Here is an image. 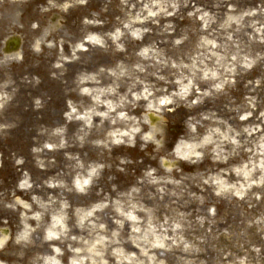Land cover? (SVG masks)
Segmentation results:
<instances>
[{
  "label": "rangeland",
  "instance_id": "1",
  "mask_svg": "<svg viewBox=\"0 0 264 264\" xmlns=\"http://www.w3.org/2000/svg\"><path fill=\"white\" fill-rule=\"evenodd\" d=\"M20 17L36 23V64L25 72L22 61L1 62ZM230 17L245 21L227 27ZM4 75L13 92L0 103V264H41L63 202L65 264L78 248L75 209L94 204L84 264H264V0H0ZM88 76L117 110L104 105L87 124L88 103L102 105L81 92ZM32 104L36 133L22 116ZM56 128L73 144L54 152ZM175 155L181 164L165 168ZM24 215L31 233L20 240Z\"/></svg>",
  "mask_w": 264,
  "mask_h": 264
},
{
  "label": "bare ground",
  "instance_id": "2",
  "mask_svg": "<svg viewBox=\"0 0 264 264\" xmlns=\"http://www.w3.org/2000/svg\"><path fill=\"white\" fill-rule=\"evenodd\" d=\"M246 19V18H245ZM245 21V20H244ZM244 21H241L240 17H230L227 22L226 25L227 27H229V25H231L232 23H234L235 25H242L244 23ZM93 38L95 36H92ZM92 39V38H91ZM91 39H89V41H92ZM79 49L83 48V45H79L78 46ZM83 81L87 84L84 85L83 88L81 89V92L84 95H92V99L93 101H95L96 104H102L101 106L99 105H92V103H88V106L86 107L85 110V114L83 117L80 118H84V120L87 122V124L90 122L91 117H92V113H96L97 115L95 117H100V110L101 107H105L104 105L107 106V108H110V110L112 111V106L114 107V110L116 109L117 105L115 104V101H111V100H102L100 97L99 92L102 93H106L105 90L99 91L98 88V84L102 83L101 81H98L96 78L92 77V76H88L85 79L83 78ZM114 86L113 83L107 88L108 91H113L114 92ZM7 91H10V93H12V87L10 84V81L5 78L3 83H0V103L1 101L3 102V98H7L9 95H4ZM96 91L98 93H96ZM100 107V108H99ZM117 110V109H116ZM72 111H75L74 109ZM71 114V113H70ZM124 118V117H123ZM125 120V119H122ZM56 132L52 135V138H55V141L57 142L58 145H65L66 142L62 141V137H66L65 132L58 128H56ZM67 131H68V126H67ZM80 134V131L78 132ZM126 134V133H125ZM54 150H57V147L53 146ZM47 148L51 149L52 146L48 145ZM60 149V148H59ZM193 149H190V151H192ZM185 156V155H183ZM182 157V156H180ZM188 157V156H186ZM184 158V157H182ZM97 174V170L95 168V165L91 167V169H89L85 175L77 177L75 180V185L77 187V189L79 190H84L86 188V186L90 185L94 176ZM21 188L23 189H27L29 187L28 181L27 180H22L21 182ZM95 208H93L91 211H88L89 207L88 206H84L82 208L79 209H75V214H77L79 216L78 219V224H76L75 228L73 231H75L76 234V239L75 241H73V243L77 244L78 248L77 250H75V254H73L70 259H67V264H84L83 259L82 258L83 254L85 253V243L83 241L84 239V235L83 233L85 232V223L87 222V218L88 216L93 215L94 210H96V208H98L99 206H97V204H94ZM59 209H60V213H56L53 217H52V221H51V225L49 230L46 232L45 238L46 241H52L53 243H55V245L53 247H51V254L48 255H42L40 256V261L41 264H65L62 260V256H61V249L60 246L58 245L60 240L63 239L64 234H66L67 232H69L70 230L67 229L68 226V216L70 213V206L68 207L64 202L61 203L59 205ZM29 207V206H28ZM88 211V212H87ZM38 214L34 215V218L36 217V220L38 218ZM39 219V218H38ZM23 223H24V229L22 231V233H20V240H25L28 235L31 233V229L30 227L28 228L29 222L27 221L26 216L24 215L23 218ZM81 225V226H79ZM86 260V259H85Z\"/></svg>",
  "mask_w": 264,
  "mask_h": 264
},
{
  "label": "flooded vegetation",
  "instance_id": "3",
  "mask_svg": "<svg viewBox=\"0 0 264 264\" xmlns=\"http://www.w3.org/2000/svg\"><path fill=\"white\" fill-rule=\"evenodd\" d=\"M7 26V28H9L10 27V25H9V22H8V20H6V22H4ZM26 23H28V22H25V21H23L22 20V18L20 17V20L18 21V23L17 24H15V25H17V31H14L13 32V34H15V33H18V34H21L22 35V41H23V56H22V60H20V61H22V63L24 64V66L23 67H25V64H27V65H29V63H35L36 64V37H35V39H34V36H35V30L36 29H32L31 27L33 26L34 28H36V23H31V25L28 27L27 25H26ZM26 28H28V30L26 29ZM59 29H55V28H52V30H47L48 32H49V34H50V36H52V38L53 39H55V35L57 34V31H58ZM49 36V37H50ZM34 39V40H33ZM30 41H33L34 42V45H33V42L31 43V45H30ZM52 44L54 45V46H57L56 45V43L55 42H52ZM67 48V47H66ZM53 57H56V53H54V55H53ZM8 60H13V59H8ZM35 61V62H34ZM13 62V61H12ZM12 62H10V63H5V64H7V65H12ZM24 71H26V69H24ZM24 76H27V75H25V74H23ZM20 79H22V78H20ZM21 82V81H20ZM18 83H19V81H18ZM57 104H59V105H57L56 107H58L59 108V110L61 111V110H63L64 109V107H66V105L63 103V101H61V100H57ZM64 104V105H63ZM22 116L24 117L23 118V120H25L24 121V125H26L27 126V124H28V121L29 120H31L30 119V117L32 118H35L36 119V106H34L33 104L31 105V106H26V109H24V110H22ZM27 112H33V113H27ZM20 121H21V117H20V119H19ZM65 126H69V125H65ZM30 130H32L33 132L35 131V133H36V129H32L31 127H29V126H27ZM24 128V130H23V133H25V134H28V128ZM32 131L31 132H29V134H31L32 133ZM67 135H66V137H68L69 138V140H67L66 141V145H71V144H73L72 143V141H71V138H70V134H68V132L66 133ZM6 140V139H5ZM31 140V139H30ZM31 141H35V140H31ZM51 141H54V144H53V146H55L56 147V141L53 139V140H51ZM71 141V143L70 144H68L69 142ZM15 142V141H14ZM68 142V143H67ZM28 144H29V142H28ZM32 144H34V143H31V144H29V145H32ZM6 145H7V143H6ZM67 146H65L64 148H66ZM69 147H71V146H69ZM60 149H63V148H60ZM69 150V149H68ZM76 152H78V149H76L75 150ZM74 151V152H75ZM54 152H55V150H54ZM73 152V153H74ZM66 154H67V152H66ZM57 160V159H56ZM66 162V161H65ZM55 163H56V161H55ZM10 164V165H9ZM8 164V162L6 161V166L8 165L9 167H11V163H9ZM66 164L68 165V167L70 168L71 166L72 167H74L73 165H70L68 162H66ZM15 167V166H14ZM69 168H67V166L65 167V169H67L68 171H70V173L72 172V169H69ZM66 174H69V173H67L66 172ZM70 175V180L72 181V179H73V176L71 175V174H69ZM10 180H12V176L9 178ZM8 179V181L10 182V180ZM13 182H14V179H13ZM14 184L17 186V183L16 182H14V183H11L10 184V186H14ZM6 189V191L7 190H9V188H4V190ZM17 189H18V186H17ZM9 232H10V230H9ZM44 237H45V234H44ZM4 238H5V235L3 234V237L1 238V239H3L4 240ZM5 242H3V244H4Z\"/></svg>",
  "mask_w": 264,
  "mask_h": 264
},
{
  "label": "water",
  "instance_id": "4",
  "mask_svg": "<svg viewBox=\"0 0 264 264\" xmlns=\"http://www.w3.org/2000/svg\"><path fill=\"white\" fill-rule=\"evenodd\" d=\"M164 165L168 168L171 166H175L174 162H166V161H164Z\"/></svg>",
  "mask_w": 264,
  "mask_h": 264
}]
</instances>
